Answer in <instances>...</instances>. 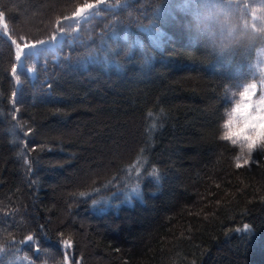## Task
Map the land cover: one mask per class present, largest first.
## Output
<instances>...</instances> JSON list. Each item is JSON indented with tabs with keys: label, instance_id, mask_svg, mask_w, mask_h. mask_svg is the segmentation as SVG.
Here are the masks:
<instances>
[{
	"label": "trees",
	"instance_id": "trees-1",
	"mask_svg": "<svg viewBox=\"0 0 264 264\" xmlns=\"http://www.w3.org/2000/svg\"><path fill=\"white\" fill-rule=\"evenodd\" d=\"M86 4L0 0V264H264V150L237 161L221 139L227 89L252 63L210 61L188 0L76 16ZM58 27L79 39L41 59L35 84L18 67L17 86L11 39ZM137 166L142 196L126 199L113 178ZM93 189L117 196L94 207Z\"/></svg>",
	"mask_w": 264,
	"mask_h": 264
},
{
	"label": "clouds",
	"instance_id": "clouds-1",
	"mask_svg": "<svg viewBox=\"0 0 264 264\" xmlns=\"http://www.w3.org/2000/svg\"><path fill=\"white\" fill-rule=\"evenodd\" d=\"M188 10L210 61L246 58L253 65L247 77L227 89L221 139L227 133L238 155L264 150V0H188Z\"/></svg>",
	"mask_w": 264,
	"mask_h": 264
},
{
	"label": "snow or ice",
	"instance_id": "snow-or-ice-1",
	"mask_svg": "<svg viewBox=\"0 0 264 264\" xmlns=\"http://www.w3.org/2000/svg\"><path fill=\"white\" fill-rule=\"evenodd\" d=\"M121 3V0H95V4H86L83 8H80L75 13L76 16H80L81 13L87 12L88 10L95 11L98 6L104 5L108 8L115 7L116 5H119ZM5 14L4 12L0 11V28L3 29L4 33L6 34L8 32V25L6 22H4ZM59 23V21H57ZM78 23V21H77ZM79 32L74 29L65 30L64 27H58L56 28L50 36H48L45 39H28L26 36H20L19 41L17 39H11V44L15 47V63L11 66V77L15 81L16 85L19 86L21 84L20 76L18 75V67L21 72H24L28 75L29 79L33 84L36 83L38 79V72L36 65H38L41 62L42 58H46L50 53L54 51H58L61 49L62 45L68 41L71 43H74L76 40L79 39ZM98 57H86L85 62H95V60ZM60 57H57L55 63H59ZM107 59V58H105ZM28 62H31V66H26ZM45 68H47V64L44 65ZM43 84H48L47 91L51 92L52 86L48 83V80H44L42 82ZM17 91H13L12 93V104L13 107L15 106V97L17 96ZM18 111V110H17ZM149 116H152V113L148 114ZM241 118H243L244 113H240ZM13 119L15 120V115L13 116ZM230 120L235 122V113L230 115ZM16 127L23 132L24 124L19 123L16 125ZM152 128L155 127V124L151 125ZM29 132L32 131L31 128L28 129ZM25 136L27 133H23ZM228 134L225 133V137L223 140L227 141ZM236 141H232L234 144ZM237 161L244 160L245 163H248L251 159V154L249 156H243V153L241 155L237 156ZM139 161L143 160V157H138ZM237 167H240L239 162H237ZM135 170L137 172V175L135 177L131 175H126L124 177H114V180H119L123 187L120 186V184L116 185L118 190L120 192H123L126 199H131L132 194L134 193L136 196H142V187H141V174L139 170V166H137L136 169H132L129 167L128 172H132ZM148 175L154 179H159V170L152 167V171L148 173ZM134 181V183H133ZM112 181H108V185L112 184ZM105 188L107 185L104 186ZM93 192L97 194L98 198L92 200V205L94 207L99 205H107L111 203V200L116 198L117 193H113L111 196H105L101 194V189H93ZM87 193H80V196L84 197L87 196ZM246 230H250L249 225L244 226ZM21 243L29 244L30 246H34L35 251L33 252V255L39 256L43 252V254L47 255V250H43L40 247L39 240L33 236L29 235L25 238L24 241ZM61 244H63L65 247H67L70 244V241H61ZM5 247L3 245H0V253H5ZM67 259V257H66ZM32 264V262H30Z\"/></svg>",
	"mask_w": 264,
	"mask_h": 264
},
{
	"label": "rangeland",
	"instance_id": "rangeland-1",
	"mask_svg": "<svg viewBox=\"0 0 264 264\" xmlns=\"http://www.w3.org/2000/svg\"><path fill=\"white\" fill-rule=\"evenodd\" d=\"M253 71V65L251 64V72Z\"/></svg>",
	"mask_w": 264,
	"mask_h": 264
}]
</instances>
